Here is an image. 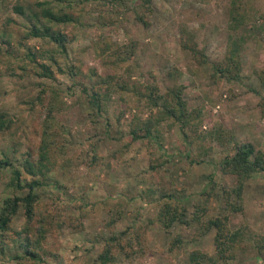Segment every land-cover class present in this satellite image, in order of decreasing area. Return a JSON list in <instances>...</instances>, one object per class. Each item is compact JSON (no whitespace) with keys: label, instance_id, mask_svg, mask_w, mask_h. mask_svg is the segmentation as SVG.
Returning <instances> with one entry per match:
<instances>
[{"label":"rangeland","instance_id":"1","mask_svg":"<svg viewBox=\"0 0 264 264\" xmlns=\"http://www.w3.org/2000/svg\"><path fill=\"white\" fill-rule=\"evenodd\" d=\"M23 1L26 5L32 0ZM134 1L126 0L114 10L104 0L85 2L83 11L76 12L78 24L68 28L73 41L69 44L68 58L61 59L60 63L63 68L65 64L76 62L82 63L84 70L94 67L102 71L104 63L110 67L113 57L109 55L118 46L134 44V58L120 67L119 73L125 76L129 70L131 79L138 82H151V75H154L161 92L175 84L183 85V98L191 108L201 111L198 130L201 141H197L209 151L203 161L195 158L199 155L200 144L182 141L178 127L169 128L166 123L162 124L161 146L154 141L149 144L142 140L130 142L125 135L130 114L125 111L120 121L117 119L119 109L125 107L118 96L109 105L108 112L99 118V123L93 125L78 87L70 90L67 74L55 72L52 82L62 91L56 115L67 126L66 132H70L64 136L71 164L64 170L54 171L61 188L51 182L40 188L38 195L46 205L58 198L56 204H51V209L61 211L64 216L83 215L84 225L78 229L64 225L60 230L46 234L42 246L53 254L49 264H99L95 257L109 232L104 226L105 219L116 215L117 210L121 212V219L115 229L122 230L153 216L158 203L164 200L160 197L174 190L180 192L187 212H191L194 204L204 203L201 191L209 182L206 176L210 173L219 184L230 187L233 178L217 172L216 168V163L233 151L232 142L226 140L229 134L238 144L248 142L256 150L264 146V117L259 115L258 106L264 90L253 73L264 67V33L245 31L248 25L239 30L245 38L241 55L245 78L242 82H214L204 68L192 61L189 51L182 48L185 40L180 36V28L194 30L192 42L204 50L210 61L218 60L228 40L229 0H152L151 11L146 13V25L137 22L128 10ZM248 1L254 10L264 13V0ZM7 15L6 11L0 10V55H4L2 52L6 47L15 50L8 56L15 63L27 46L38 51L47 45L40 38H33L18 48L17 41L22 39L29 20L9 14L13 20L5 23ZM3 39L6 42L1 43ZM98 50H102L101 55L97 54ZM8 58L0 56V62ZM0 71V109L14 118L10 129L0 133V157L3 152L22 157V153L33 151L32 148L37 146L35 127L39 117L44 115L29 101L37 94L39 84L51 81L33 74L22 77L16 72V75H10L1 66ZM176 71L181 73L177 78ZM170 72L173 74L169 75ZM80 99L82 101L78 103ZM106 122L110 123L107 132L104 129ZM223 133L226 143L220 139L221 144L217 139L220 135L223 138ZM189 134L197 135L190 131ZM90 135H94L96 144L93 152L101 157L93 165L80 163L85 152L91 150L87 143ZM8 179V170L0 172V207L3 199L12 194V189L6 185ZM216 195L207 202L206 217L225 211ZM243 201L242 212H230L232 229L249 224L264 233L263 174L255 173L245 182ZM23 219L18 215L14 228L18 229ZM172 233H178L183 240L182 247L176 252L167 251L169 237L155 223L147 230L149 250L145 254H133L129 259L120 256L118 264H187V252L192 249H201L214 256V228L196 240H192V228L185 225L175 224ZM15 252L16 248L11 247L0 253V264H13L9 259ZM262 260L250 250L241 253L230 264H264Z\"/></svg>","mask_w":264,"mask_h":264},{"label":"trees","instance_id":"2","mask_svg":"<svg viewBox=\"0 0 264 264\" xmlns=\"http://www.w3.org/2000/svg\"><path fill=\"white\" fill-rule=\"evenodd\" d=\"M87 1L32 0L24 5L23 0H0V10L8 13L5 23L13 20L9 14L23 16L29 20L22 39L17 41L18 48L25 46L26 41L33 38H40L47 43L38 51L28 46L22 49V54L20 53L22 56L18 57V62L15 63L8 56L16 51L6 47L2 52L4 55L0 56L8 59L1 60L0 66L10 75H16V72L22 77L33 74L51 81L48 84H39L37 94L29 101L44 113L39 117L35 127L38 137L37 146L32 148L33 151L27 150L22 153V157L9 156L6 152L0 157V172L9 171L6 185L12 189V194L3 199L0 207V253L5 252L7 248H16V252L11 254L9 259L13 260V264H49L50 255L53 254L42 246L46 234L54 229L60 230L64 225L71 229H78L84 225L83 215L64 216L61 211L51 209V204H56L58 198L53 199L50 205H46L38 195V190L51 182L61 188L58 179L53 175L54 171L64 170L71 164V160L67 157L64 136L70 135V132H66L67 126L56 115L60 109L62 91L52 82L55 79V72L67 74L71 81L68 86L70 90L78 87L86 102L88 118L93 125L99 123V118L108 112L109 105L117 100L115 96H118L125 107L119 109L117 119L120 121L125 111L130 114L128 130L125 134L130 142L142 140L149 144L154 141L161 146L163 123L169 128L177 126L182 141L188 144L199 145L197 140L201 141V135L198 133L201 111L191 108L189 102L183 98V85L175 84L161 92L154 75H151L153 78L151 82H138L131 79L129 70H126L125 76L119 73L120 67L134 58V44L126 43L122 47L118 46L109 55L113 57L110 67L104 63L102 71L94 67L84 70L82 63L76 62L65 64L63 68L60 61L68 58L69 44L73 41V34L68 28L78 24L79 15L76 12L83 11V4ZM104 1L110 5L111 10L117 9L126 2V0ZM151 1L135 0L128 7L135 20L141 25L147 23L146 13L151 11ZM228 12V40L223 55L216 61H210L204 50L197 48L196 43L192 42L195 36L194 30L180 28V36L185 40L182 48L189 51L192 61L204 68L207 76L214 82H242L245 78L241 57L245 38L239 30L248 25L245 31L264 33V13L254 10L248 0H229ZM188 41L190 42L187 43ZM3 42H6L5 39L1 40V43ZM101 52L102 50H98L97 54L101 55ZM253 73L259 87L264 90V67ZM172 74L173 72L169 73ZM176 74L177 78L181 73L176 71ZM81 101L82 99L78 103ZM258 106L259 115L264 117V93L260 94ZM13 123L14 118L10 113L0 109V133L7 132ZM109 126L110 123L106 122L104 127L106 132ZM189 131L197 135H191ZM119 132L121 131L117 133ZM229 135L230 137H226L224 134L223 138L221 135L218 136L217 140L220 142L221 140L225 142L224 137L230 140L233 151L225 154L216 163V168L219 170L217 172L233 178L230 187L219 184V181L213 178V173H210L206 176L209 182L201 191L204 203L194 204L191 212H187L185 202L180 199V192L174 190L160 197L164 200L158 203V209L153 216L146 217L143 222L136 225L126 226L122 230L115 229L116 223L121 219V212L117 210L116 215L105 219L104 226L109 232L96 254L95 261L99 264H118L121 257L129 259L136 253L145 254L149 250L147 230L155 223L169 237L168 252H176L183 245L180 235L172 233L175 224L191 227L192 240L205 235L211 228L215 229L214 256L201 249H192L187 252V264H230L241 253L250 250L254 256L264 259V233L249 224L232 229L230 220V212L243 211L245 182L255 173L264 175V146L256 150L251 143L238 144L233 140L232 134ZM93 137L94 135L87 137L91 150L83 155L80 162L82 164L84 162L93 165L101 158L93 152L96 146ZM112 138L121 139L119 136ZM125 147L127 148V145ZM207 151L209 149H205L200 144L199 155L195 158L203 161ZM149 166L151 169L154 168L152 163ZM215 195H219L218 200L223 203L225 211L206 217L207 202ZM18 215H22L24 219L16 229L14 221Z\"/></svg>","mask_w":264,"mask_h":264}]
</instances>
